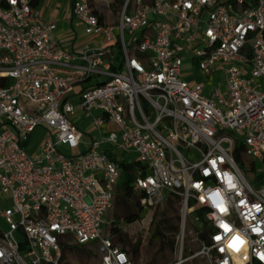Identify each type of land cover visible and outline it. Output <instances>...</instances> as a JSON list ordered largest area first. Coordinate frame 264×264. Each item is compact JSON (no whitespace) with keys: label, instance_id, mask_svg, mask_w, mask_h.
<instances>
[{"label":"built area","instance_id":"obj_1","mask_svg":"<svg viewBox=\"0 0 264 264\" xmlns=\"http://www.w3.org/2000/svg\"><path fill=\"white\" fill-rule=\"evenodd\" d=\"M36 1L0 7V79L10 81L0 86V264H72L67 237L94 246L101 264H119L121 253L132 264L105 235L127 161L115 152L140 164L133 192L145 209L178 197L183 227L204 211L211 231L198 255L262 264L264 240L251 227L264 211L253 208L252 220L247 211L264 208V0H120L107 22L94 0H74L85 34L103 39L80 52L60 45ZM194 69L205 83L185 78ZM87 122L99 139L82 130ZM38 128L45 135L29 153ZM217 192L225 213L210 199ZM237 231L238 252L227 247Z\"/></svg>","mask_w":264,"mask_h":264},{"label":"rangeland","instance_id":"obj_2","mask_svg":"<svg viewBox=\"0 0 264 264\" xmlns=\"http://www.w3.org/2000/svg\"><path fill=\"white\" fill-rule=\"evenodd\" d=\"M184 70L188 72V69ZM214 74H216L215 82H220L221 78L217 75L218 71L215 70ZM185 78L189 81L199 83H205L207 81L205 76L196 69ZM80 126L84 132L89 130L90 135L97 139L100 138V132L90 128L88 122ZM44 135V129L38 128L36 130L32 136L31 143L27 146L29 153H33L37 149ZM61 149L66 155L73 154L67 147H62ZM77 152H80V150ZM115 154L119 160L126 159L127 162H130L129 157H124L120 152H115ZM258 167H261V164H258ZM247 177L250 183L256 187L258 184L256 177L249 175ZM138 203L139 196L136 194L124 202H118L116 197L114 206L107 215V224L105 227V235L113 236L115 243L129 254L132 264H210L206 258L198 255L203 246L200 238L196 235L193 221L189 219L186 226L183 227L180 205L176 203H165L151 209H145V214L142 219L134 223H127L124 220L125 216H127V211L138 213L140 208ZM120 217L123 219H118ZM113 222L118 223V227L120 228L119 233L112 231L114 227ZM176 226H179L177 233L174 230ZM158 232L170 239L175 238V251L163 245ZM66 240H69V238ZM140 241L143 242L139 248V254L135 258L133 256L134 249ZM74 245L72 244V246ZM94 252V246H81L74 248L72 251L65 252V258L72 264H101L100 257Z\"/></svg>","mask_w":264,"mask_h":264},{"label":"crops","instance_id":"obj_3","mask_svg":"<svg viewBox=\"0 0 264 264\" xmlns=\"http://www.w3.org/2000/svg\"><path fill=\"white\" fill-rule=\"evenodd\" d=\"M74 0H37L34 3L45 23H55V38L67 50L80 52L103 43L102 38L88 36L73 15ZM96 13L107 22L120 11V0H94ZM112 16V17H111ZM84 148H86L84 146ZM83 148V149H84Z\"/></svg>","mask_w":264,"mask_h":264},{"label":"trees","instance_id":"obj_4","mask_svg":"<svg viewBox=\"0 0 264 264\" xmlns=\"http://www.w3.org/2000/svg\"><path fill=\"white\" fill-rule=\"evenodd\" d=\"M0 7L7 8L8 7L7 6V0H0ZM9 83H10L9 80L0 79V86H8ZM238 161L240 164L242 163V159L240 157H238ZM122 167H123V173H122V177H121V180H120V183L118 186L117 195H116L118 202H124L127 199H131L134 196L133 183L135 181V172L137 169L140 168V164L136 161L132 162V163H128L127 161H124V162H122ZM167 203H171V204L176 203V204L180 205V199L178 197L170 196V197H168ZM138 204L140 206L138 213H131V211H127V216H125V218H124V220L127 223H134V222L143 218V216L145 214V208L142 206L140 199H139ZM193 216H199V218H200L199 221L193 222L194 228L196 230V235H197V237L200 238V242H201L202 246L207 245L209 243L211 227L209 226V223L205 218L204 211L203 210H196L194 212ZM118 219H123V218L120 217ZM112 224L114 225V227L112 228V231L114 233H119L120 228L118 227V223L113 222ZM174 230H175V233H177L179 231V226L174 227ZM158 234L161 236L163 245L166 248H169L170 250L175 251V249H176L175 238L170 239L169 237L162 235L160 232H158ZM68 238H69V240H66ZM111 238L115 242L112 235H111ZM142 242L143 241H140L134 249L133 256L135 258L139 254V248L142 245ZM60 244H61L62 249H63L64 260H67L65 258V256H66L65 252L72 251L74 248L81 247L80 245H76V244L74 246H72V244H74V243L72 242V238H70V237L61 239Z\"/></svg>","mask_w":264,"mask_h":264},{"label":"clouds","instance_id":"obj_5","mask_svg":"<svg viewBox=\"0 0 264 264\" xmlns=\"http://www.w3.org/2000/svg\"><path fill=\"white\" fill-rule=\"evenodd\" d=\"M12 2H14V0H12ZM223 161L221 160V163ZM209 164L211 165L212 169H216L217 170V176L219 177L221 174L217 169V163L216 160H210ZM203 175L208 176L210 175V171L208 169H205L203 171ZM224 182H226L229 187H235V185L232 184V177L230 175H228V173H225L223 176ZM151 182V181H150ZM202 185V182H196L194 183L193 187L196 189H199ZM219 197V193L217 192L215 195L211 196L210 199L213 200V203L215 205V207L221 212V213H225L228 210L224 207L223 201L220 200L219 202H217V198ZM201 200H203V198H200ZM242 206L247 207V205L245 204L244 201L240 202ZM255 209L256 212H261L264 211V208H262L260 205H253L251 208H248L247 211V218L249 220L255 219V215L253 214L252 209ZM218 227L221 228L223 230V233H228V232H232V227L231 225H229L226 221L221 220L218 224ZM251 231L253 234H256L258 236H261V239L264 240V235H261L262 232H264V222L262 221H258L256 225L251 227ZM212 239L214 241H219L222 239V235L221 234H217L215 236L212 237ZM246 243V241L240 236L239 231H237L231 238L230 240L227 242V247L234 250V251H239L240 248ZM219 251L221 253L224 252V248L221 247L219 249ZM256 258L259 259L262 264H264V248L261 249H257L255 252ZM119 264H126L127 262V257L125 254L121 253L118 255L117 257ZM245 259H248V257L246 256ZM106 262H108V258H106ZM223 264H228L227 259H225L223 261Z\"/></svg>","mask_w":264,"mask_h":264}]
</instances>
